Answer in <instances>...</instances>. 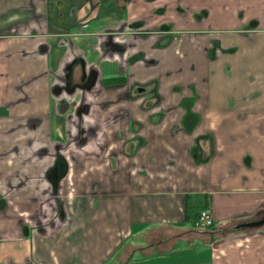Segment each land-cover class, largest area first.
<instances>
[{
    "label": "crops",
    "instance_id": "1",
    "mask_svg": "<svg viewBox=\"0 0 264 264\" xmlns=\"http://www.w3.org/2000/svg\"><path fill=\"white\" fill-rule=\"evenodd\" d=\"M262 220L264 0H0V264H264Z\"/></svg>",
    "mask_w": 264,
    "mask_h": 264
},
{
    "label": "built area",
    "instance_id": "2",
    "mask_svg": "<svg viewBox=\"0 0 264 264\" xmlns=\"http://www.w3.org/2000/svg\"><path fill=\"white\" fill-rule=\"evenodd\" d=\"M213 226V219L209 208L201 209L193 221L195 230H208Z\"/></svg>",
    "mask_w": 264,
    "mask_h": 264
},
{
    "label": "flooded vegetation",
    "instance_id": "3",
    "mask_svg": "<svg viewBox=\"0 0 264 264\" xmlns=\"http://www.w3.org/2000/svg\"><path fill=\"white\" fill-rule=\"evenodd\" d=\"M87 79H88V81H89V80H92V81L94 80V78H91V79H90V78H87ZM88 81H87V82H88ZM92 81H91V82L89 81V83H86V84H83V85H79V86L82 87L83 89L88 88V87H90V85H91L90 83H92ZM75 87H77V86H76V85H72V86H70L69 88H72V89H73V88H75ZM138 88H142V90L139 91ZM148 90H149V89H148V86H142V85L135 86V88H134V92H135V93H145V92H147ZM151 91L154 92L153 89H152Z\"/></svg>",
    "mask_w": 264,
    "mask_h": 264
},
{
    "label": "trees",
    "instance_id": "4",
    "mask_svg": "<svg viewBox=\"0 0 264 264\" xmlns=\"http://www.w3.org/2000/svg\"><path fill=\"white\" fill-rule=\"evenodd\" d=\"M203 138H206V139H210V137H208V136H201V137H199L198 139H197V141H196V143H199V141L201 140V139H203ZM197 148V147H196ZM194 154H195V151H194ZM207 159V157H204L202 160H200V161H204V160H206ZM61 158H59V156L57 157V160H56V164L58 165V170H59V175H57V177H55V178H53V184H54V187L57 185V182H58V178H59V176L62 174L61 173ZM57 167V166H56ZM55 168V167H54Z\"/></svg>",
    "mask_w": 264,
    "mask_h": 264
},
{
    "label": "rangeland",
    "instance_id": "5",
    "mask_svg": "<svg viewBox=\"0 0 264 264\" xmlns=\"http://www.w3.org/2000/svg\"><path fill=\"white\" fill-rule=\"evenodd\" d=\"M54 196H56V192L54 193ZM54 198H55V197H54ZM54 205H55V207H57V208H58V210H56V209H55V210L53 211V214H54V215H52V216L50 217V219H49V220H50V222H52V223H55V222H56V220H59V219H58V217H59V213H60L59 206H58V205H56V203H55V202H54ZM56 213H57V214H56ZM46 215H47V214H46ZM40 218H42V219H43L44 217H42V216H41ZM107 264H112V259H111L110 261H108V263H107Z\"/></svg>",
    "mask_w": 264,
    "mask_h": 264
},
{
    "label": "water",
    "instance_id": "6",
    "mask_svg": "<svg viewBox=\"0 0 264 264\" xmlns=\"http://www.w3.org/2000/svg\"><path fill=\"white\" fill-rule=\"evenodd\" d=\"M138 90L141 91L142 88H138ZM263 223H264V221L262 220V221H260L259 223H258V222H252V223H249L248 225H250V226H254V225H256V224H258V225H262Z\"/></svg>",
    "mask_w": 264,
    "mask_h": 264
}]
</instances>
